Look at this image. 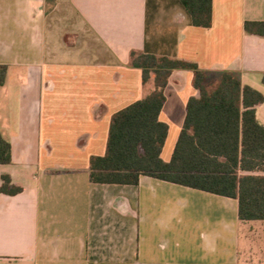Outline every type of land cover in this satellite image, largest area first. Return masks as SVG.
I'll return each mask as SVG.
<instances>
[{"label": "crops", "instance_id": "0c3cea01", "mask_svg": "<svg viewBox=\"0 0 264 264\" xmlns=\"http://www.w3.org/2000/svg\"><path fill=\"white\" fill-rule=\"evenodd\" d=\"M264 0H212V25L195 28L179 0H0V66L24 78L0 86V134L11 145L0 194V264H264L243 261L264 222L240 224L237 200L141 177L137 186L89 181L112 116L143 99L131 51L232 71L264 95ZM69 69L70 74L66 77ZM159 121L169 162L192 74L175 71ZM264 126V102L255 109ZM247 249L249 251V245Z\"/></svg>", "mask_w": 264, "mask_h": 264}, {"label": "trees", "instance_id": "16d2710c", "mask_svg": "<svg viewBox=\"0 0 264 264\" xmlns=\"http://www.w3.org/2000/svg\"><path fill=\"white\" fill-rule=\"evenodd\" d=\"M55 0H46L52 5ZM191 25L209 29L212 0H179ZM244 31L264 38V22H246ZM129 66L152 89L141 100L115 113L104 156L89 162V181L99 185L137 186L141 177L237 200L240 224L264 222V126L255 109L264 95L241 84L232 71L210 74L196 64L131 51ZM7 68L0 66V86ZM175 71L192 74L197 92L186 104L183 127L169 162L161 160L168 126L159 121L164 91ZM264 86V74L261 78ZM11 163V145L0 134V165ZM0 194L21 192L2 178Z\"/></svg>", "mask_w": 264, "mask_h": 264}, {"label": "rangeland", "instance_id": "374dc122", "mask_svg": "<svg viewBox=\"0 0 264 264\" xmlns=\"http://www.w3.org/2000/svg\"><path fill=\"white\" fill-rule=\"evenodd\" d=\"M67 71L66 77L70 74L69 69L65 68ZM25 71L18 70V73H9L6 75L7 80L11 79H19L24 78ZM257 224H261V222H256ZM242 249L243 252L241 253V257L243 261L251 260V261H264V229L258 231L256 233V238L251 241L249 244L247 243L246 239L243 238L242 241ZM249 245V251L246 250L247 246Z\"/></svg>", "mask_w": 264, "mask_h": 264}]
</instances>
